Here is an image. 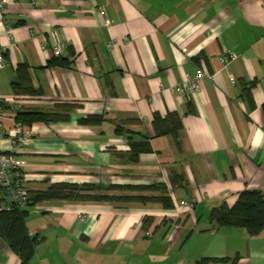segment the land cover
Here are the masks:
<instances>
[{
  "label": "crops",
  "instance_id": "0c3cea01",
  "mask_svg": "<svg viewBox=\"0 0 264 264\" xmlns=\"http://www.w3.org/2000/svg\"><path fill=\"white\" fill-rule=\"evenodd\" d=\"M6 2L0 150L21 165L27 193L160 185L173 203H37L25 218L38 241L28 264H264V231L209 222L243 191L264 194V0ZM57 43L66 45L59 57ZM55 58L69 67H48ZM23 64L35 95L12 90ZM198 69L200 90L179 96ZM18 112L68 118L27 126ZM17 124L29 132L22 145ZM10 202L0 189V205ZM0 264H20L1 237Z\"/></svg>",
  "mask_w": 264,
  "mask_h": 264
},
{
  "label": "trees",
  "instance_id": "16d2710c",
  "mask_svg": "<svg viewBox=\"0 0 264 264\" xmlns=\"http://www.w3.org/2000/svg\"><path fill=\"white\" fill-rule=\"evenodd\" d=\"M48 67H69V64L59 58H55L48 63ZM28 67L20 65L17 69V81L12 84V90L15 94L35 95L36 92L30 86L28 78ZM3 110L4 105L0 103ZM66 108V107H65ZM66 115L50 114L43 112H18L15 115L17 122L24 125L33 123H49L59 120H67ZM94 118H88L81 123H91ZM155 124L158 126L164 123L160 117L154 118ZM164 130V129H163ZM157 130V135L167 134L168 132L177 131L175 127L172 130ZM142 151V150H138ZM144 152H149L150 148L144 146ZM137 155H135L136 157ZM101 185L91 184H52L46 190L28 193L29 202L24 208H20L11 202L7 204L9 210H0V237L5 240L11 250L19 257L20 264H28L35 254L37 239L27 235L25 227V218L29 210L44 201H109L116 200L122 202H140V203H160L167 210L173 208V203L163 186L158 185H111L106 191H139L154 192L155 196H138V197H119L109 198L99 195L97 192L102 190ZM97 193V194H90ZM93 195V196H92ZM209 222L215 223L217 227L244 228L250 236H257L264 231V194L260 191H243L238 196L235 204L228 207L221 204L214 208L209 215ZM238 258H235L230 264H236ZM227 259H202L201 264H210L216 262H228Z\"/></svg>",
  "mask_w": 264,
  "mask_h": 264
},
{
  "label": "built area",
  "instance_id": "2783aa9c",
  "mask_svg": "<svg viewBox=\"0 0 264 264\" xmlns=\"http://www.w3.org/2000/svg\"><path fill=\"white\" fill-rule=\"evenodd\" d=\"M7 12L6 0H0V22L5 23L4 15ZM7 29L11 31L10 25L7 23ZM46 47L47 44L45 43ZM110 46V45H109ZM66 50L65 44L57 43L52 46V53L59 57ZM235 57L230 53L227 57L221 59L222 63H228ZM3 51L0 48V67H3ZM205 73L198 69L193 75L186 74L184 76V82L176 89L179 96H186L196 93L200 90L201 80L204 78ZM231 83L234 84L235 80L231 78ZM0 103L2 100L0 99ZM3 109L0 108V115H2ZM14 139L18 145L24 144L29 138V132L26 128L17 124L14 129ZM3 137V133L0 128V139ZM0 189L10 198L11 203L17 205L20 208H24L29 202V196L25 187L24 175L21 172V165L17 162L12 154L3 153L0 150ZM184 205L183 202L180 203ZM0 210H9V206L0 205Z\"/></svg>",
  "mask_w": 264,
  "mask_h": 264
},
{
  "label": "rangeland",
  "instance_id": "374dc122",
  "mask_svg": "<svg viewBox=\"0 0 264 264\" xmlns=\"http://www.w3.org/2000/svg\"><path fill=\"white\" fill-rule=\"evenodd\" d=\"M102 186H103L102 190L97 192V193L99 195L107 196L109 198L138 197V196H140L141 193H143V192H139V191H110V192H107L106 191L107 187L111 186V185H108V186L107 185H102ZM120 186H125V185H120ZM97 193H90V194H97ZM76 202L87 204V203H93V202H96V201H76ZM96 203H108L110 205H117V206H121L123 204L122 201H116V200L97 201Z\"/></svg>",
  "mask_w": 264,
  "mask_h": 264
}]
</instances>
